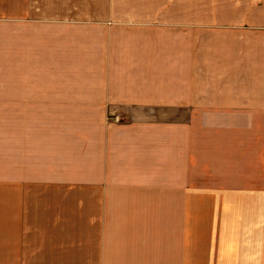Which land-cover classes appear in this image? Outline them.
<instances>
[{
	"label": "crops",
	"instance_id": "obj_1",
	"mask_svg": "<svg viewBox=\"0 0 264 264\" xmlns=\"http://www.w3.org/2000/svg\"><path fill=\"white\" fill-rule=\"evenodd\" d=\"M0 99V264H264V0H0Z\"/></svg>",
	"mask_w": 264,
	"mask_h": 264
},
{
	"label": "rangeland",
	"instance_id": "obj_2",
	"mask_svg": "<svg viewBox=\"0 0 264 264\" xmlns=\"http://www.w3.org/2000/svg\"><path fill=\"white\" fill-rule=\"evenodd\" d=\"M3 121V116L1 114V99H0V251H1V237L3 234V226L4 224H8L9 226L13 222V219L17 216L14 217V212H7L4 211V195H3V184H2V149H1V125ZM28 201V200H27ZM32 205H29L26 202V210L24 212H20V217L19 220H23L21 223V226L19 229H21L20 233L23 234H30L33 230L38 231L40 229V233H43L45 229H53L55 228L56 224H59L58 222L54 221L55 217H58L57 214H62L65 212L62 211H54V210H38L35 212V210L30 209ZM28 208V210H27ZM29 212V214H28ZM11 213L13 217H11ZM101 219H103V222L100 224V227L102 229V232L105 234H117V211H102L101 212ZM10 214V217H9ZM68 217L64 219V221L67 224H72L77 225L81 224V228H76L75 230H72V234L78 233L77 231H82L85 229L84 228V220L81 219L85 216H83V213L78 211V210H68L67 212ZM9 218V219H8ZM40 219V220H37ZM18 221L15 220V224L17 225ZM46 224L45 228H41V224ZM52 224V226H50ZM38 227H37V226ZM86 227V226H85ZM12 233V227H10ZM14 229V233H17V229ZM77 230V231H76ZM25 232V233H24ZM115 245V244H111ZM117 245V244H116ZM189 245V244H187ZM209 244L203 243V246H208ZM203 249H206V247H203Z\"/></svg>",
	"mask_w": 264,
	"mask_h": 264
}]
</instances>
